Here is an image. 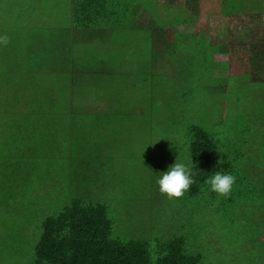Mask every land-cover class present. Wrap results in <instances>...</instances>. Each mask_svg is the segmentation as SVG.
<instances>
[{
    "label": "trees",
    "instance_id": "1",
    "mask_svg": "<svg viewBox=\"0 0 264 264\" xmlns=\"http://www.w3.org/2000/svg\"><path fill=\"white\" fill-rule=\"evenodd\" d=\"M149 1L151 5L159 3L158 6L166 7L151 16L157 25L171 22L176 26V14L185 25L197 20L187 8L197 9L198 0H69L70 10L63 15L44 14L41 25L36 27L32 23L25 38L22 51L25 49L26 56L22 61L0 55V264H202V256L185 251V238L170 242L153 263L148 241L122 240L115 233L108 202L98 195L107 189L103 167L113 152L108 143H118V138L107 136L109 133L116 134L125 125H137L146 132L155 151L164 147L175 153L179 126L184 127L182 120L186 118L185 110H175L185 105L197 106L200 99L190 98L183 88L177 93L176 89L169 92L148 89L155 76L152 74L180 73L181 61L170 65L176 58L175 52L166 55L158 48L161 43L167 46L168 39L171 43L194 40L192 47L201 54L205 48L197 35L167 32L162 25L138 27L137 8L141 5L150 14ZM167 11L169 15H163ZM232 13L227 11L225 15H237ZM116 27L123 31L151 29L150 37L144 38L146 42L137 55L128 54L131 46L120 42L117 52L109 55L104 42L114 38L112 32ZM122 38L127 40L129 36L119 39ZM144 40L141 38V42ZM260 40L264 42L263 38ZM209 41L206 36L207 46L219 51L225 48ZM85 47L98 52H86ZM259 48L260 57L251 58L252 64L241 62L240 66L245 63L250 66V71L245 73L251 72L253 66L260 71L264 68V47ZM226 50L233 51L227 46ZM203 61L210 66L209 60L201 55V64ZM187 62L188 59L182 73ZM248 91L243 88L229 94L232 100L228 98L229 103L224 107L231 120L228 117L225 120L232 125L234 138L225 144H220L201 126L187 127L191 135L187 164L192 162L196 181L188 191L192 196L198 194L216 171L230 173L254 193L253 203L260 204L254 212L261 213L264 212V127L258 122H264V95L259 106L263 113L251 116L250 111L255 107L251 103L243 104L253 97L254 93ZM91 98L109 99L113 106L97 110L87 105ZM158 101L164 102L165 107ZM126 102L144 106L152 102L151 105L160 108L136 107L137 111H130L122 107ZM234 106L240 109L234 110ZM160 131L164 135L157 137ZM232 142L239 147L232 149ZM51 156L58 163L69 165L70 170L59 181L52 180L51 172L40 184L33 172ZM64 181L68 182V198L62 193L66 190H59L56 196L62 200V209L48 206L43 213L41 208L49 197L47 190ZM95 185L102 186L93 189ZM38 196L46 199L39 200L37 206L28 202L29 198ZM28 213L40 217L37 227L42 229V234L29 256H18L13 253L16 248L11 240L13 233H20L22 228L14 225ZM260 255V261L264 262Z\"/></svg>",
    "mask_w": 264,
    "mask_h": 264
},
{
    "label": "rangeland",
    "instance_id": "2",
    "mask_svg": "<svg viewBox=\"0 0 264 264\" xmlns=\"http://www.w3.org/2000/svg\"><path fill=\"white\" fill-rule=\"evenodd\" d=\"M198 2L197 9L187 8L184 4L182 6L184 11L187 8L190 14L197 17L196 22L182 24L184 22L178 20L176 14L174 23L176 26L171 22L158 25H162L163 30L167 32L173 30L181 35L183 33L197 35L205 46L203 54L192 47L194 40L180 42L173 40L174 42L171 43L172 40L168 39L170 44L167 46L161 43L158 48L164 50L166 55L175 52L173 56L176 58L170 65L181 61L182 69L188 59V66L183 73L180 69L181 74H152L155 76L152 77V84L148 88L152 90L158 88L165 92L176 89V93L183 88V91L191 96L190 98H200L197 106L191 108L185 105L175 110V112L185 110L186 113V118L182 120L185 122L184 127L179 126L175 153L164 147L155 151L146 132L139 129L137 125H125L122 131L117 130L116 134L109 133L107 136L118 138V143L115 141L108 143L113 152L111 157L106 159L103 167L106 172L104 184L107 185V189L99 192L98 195L108 202L109 216L115 222V233L122 240L148 241L149 254L153 263L164 254L165 246L170 242L176 238H185V251L188 254L202 256V264H264L259 258L260 253L263 252L260 256L264 259V229L260 230L264 227L262 218L264 212H254L255 209L260 208V204L253 203L251 197L254 193L249 191L245 184L238 182L237 178L227 198L212 192L209 184L198 194L192 196L188 191L179 199L170 200L158 191L156 181L161 173L166 172L176 159L185 164L188 162L187 148L191 142V135L187 131L188 126L203 127L220 144H225L234 136L231 133L232 125L226 123L227 117L231 120V114H228L224 107L229 103V99L232 100V97L229 98L230 93L240 92L243 88L248 89V92L254 94H251L253 97L243 104H253L252 107L255 108L250 111L251 116L263 113L259 106L262 101L260 98L264 95V74H262L264 68L260 71L253 66L251 72L245 73L246 70L250 71L249 64L245 63L241 66L240 64L246 61L252 64L251 58L260 57L261 49L252 45L260 38H264V0H198ZM158 5L159 3L151 5L150 1L147 3L150 14L143 6H138L136 12L138 27L158 26L151 16L158 10L166 9ZM67 10H70L69 0H2L0 36L7 35L9 43L6 46L0 45V55L14 56L18 59L17 61H22V57L26 56L25 49L22 51L25 38L33 26L32 23L35 22L37 27L41 25L40 20L44 14L45 16H52L54 13L63 15ZM227 11H233L232 14L237 15H225ZM168 13V11L163 12V15L167 16ZM56 17L60 16L56 15ZM174 27L177 28L173 29ZM140 28L123 31L116 30V27L112 32L115 35L114 38L104 42L107 45V53L112 55L113 52H117L120 42L128 47L131 46L128 54L137 55L138 50L146 42L144 38L147 36L149 38L151 32V29ZM124 35L129 38L119 39ZM206 36L211 40L209 41L211 45L225 48L219 51L216 47L207 46ZM141 38L144 41L141 42ZM148 46L149 43L146 44V47ZM226 46L233 51H227ZM100 48L98 46V50ZM85 51L98 52L89 47H85ZM214 52L221 56H215ZM186 53L191 55L188 56ZM201 55L204 60H209L210 66L205 61L201 64ZM247 58L249 59L246 60ZM187 71L189 74H186ZM121 78H125V74ZM158 102L165 107L164 102ZM112 103L113 101L106 98H91L87 105L97 110H105L113 106ZM147 103L149 105L144 106L141 103L126 102L122 107L130 111H137L136 107L150 110L160 108ZM233 109L240 108L234 106ZM258 123L264 127V122ZM163 135L162 131L156 134L157 137ZM62 136L59 135V137ZM234 147H239V144L232 142V149ZM69 168V165L63 162L58 163L57 158L51 156L47 157L33 174L41 180L40 184H42V180L50 176L51 172L52 180L64 179ZM100 186L102 185H95L93 189H98ZM67 188V181L56 182L54 187L47 190L49 191L47 200L40 199L38 196L29 198L28 202L37 206L39 200H45L41 208L43 213L48 206L60 210L62 200L56 199V196L59 190L61 192L66 190L62 193L65 198H68ZM254 216H259L260 219ZM39 218L35 214L28 213L23 219L16 221L14 226L22 230L20 233H13L14 240H11L16 248L13 252L15 255L29 256L33 252L42 234V229L37 227ZM32 245L33 248L30 249Z\"/></svg>",
    "mask_w": 264,
    "mask_h": 264
},
{
    "label": "clouds",
    "instance_id": "3",
    "mask_svg": "<svg viewBox=\"0 0 264 264\" xmlns=\"http://www.w3.org/2000/svg\"><path fill=\"white\" fill-rule=\"evenodd\" d=\"M9 38L7 35L0 36V45H7ZM191 164L178 162L177 159L166 171L161 173L157 179L158 191L165 195L168 199H179L188 192L189 188L196 182L193 179L194 172ZM236 181V177L232 174H224L216 171L212 177L205 181L210 185V190L223 196L229 197L232 191V186Z\"/></svg>",
    "mask_w": 264,
    "mask_h": 264
},
{
    "label": "crops",
    "instance_id": "4",
    "mask_svg": "<svg viewBox=\"0 0 264 264\" xmlns=\"http://www.w3.org/2000/svg\"><path fill=\"white\" fill-rule=\"evenodd\" d=\"M263 39H264V38H263ZM260 46H263V47H264V42L261 41V40H257L256 43H254V44L252 45V47H257V48H259Z\"/></svg>",
    "mask_w": 264,
    "mask_h": 264
}]
</instances>
